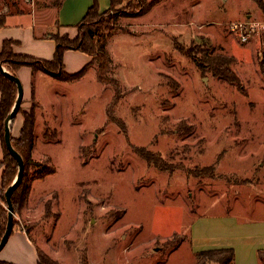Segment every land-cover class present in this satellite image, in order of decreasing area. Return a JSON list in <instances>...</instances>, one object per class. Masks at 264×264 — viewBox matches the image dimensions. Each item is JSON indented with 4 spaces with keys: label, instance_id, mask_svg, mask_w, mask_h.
Returning a JSON list of instances; mask_svg holds the SVG:
<instances>
[{
    "label": "rangeland",
    "instance_id": "rangeland-1",
    "mask_svg": "<svg viewBox=\"0 0 264 264\" xmlns=\"http://www.w3.org/2000/svg\"><path fill=\"white\" fill-rule=\"evenodd\" d=\"M62 1L0 0V14L28 13L49 23ZM139 4L145 2L116 0L113 30L103 33L109 77L118 81L115 103V87L98 82L96 63L72 82L46 73L31 80L35 92L18 114L33 110L31 160L50 159L55 172L32 181L37 167H26L31 191L14 219L55 244L64 239L63 248L79 250L83 264L85 254L99 264H202L188 241L172 244L190 236L198 217L237 221L246 233L264 219V30L246 42L241 30H231L264 23V12L254 0H161L147 13L137 11ZM103 19L99 13L92 22ZM7 29L13 52L34 57L37 28ZM56 31L70 39L78 34L61 33L55 21L45 35ZM201 51L233 56L243 90L198 68L188 53L201 58ZM84 54L65 51V72L87 66ZM54 131L56 139L45 137ZM140 148L171 169L148 165Z\"/></svg>",
    "mask_w": 264,
    "mask_h": 264
},
{
    "label": "trees",
    "instance_id": "trees-1",
    "mask_svg": "<svg viewBox=\"0 0 264 264\" xmlns=\"http://www.w3.org/2000/svg\"><path fill=\"white\" fill-rule=\"evenodd\" d=\"M116 0H110L109 8L103 12L104 19L100 25L94 24L93 19L99 17V5L97 0H92V5L88 8L86 14L82 20L77 23L74 27L77 28L78 34L74 39H70L68 36H61L58 31L56 33H49L45 37H50L56 43V49L52 60L37 59L28 55L15 54L11 45L15 43L13 40H4L0 49V64L11 74L16 75L17 71L22 67H29L33 73L41 71L46 74L53 75L59 81L72 82L79 79L84 75L90 64H97L96 78L98 82L107 85H113L115 88V96L113 103L116 102V96L118 91V81L109 77L111 72V60L106 50V34H110L113 30L111 16V8ZM161 0H138L139 2H145L142 6L138 5V10L141 13L149 12L152 7L160 2ZM258 7L264 12L263 0H254ZM61 3L58 5L60 8ZM18 13V12H14ZM101 14V13H100ZM10 15V12L0 14V28L6 26V19ZM96 25V26H93ZM56 26L59 29L58 24ZM67 50H75L83 52L91 56V62L85 66L82 70L74 74H68L65 72L63 63V54ZM202 56L199 58L195 52H189L188 55L192 61L201 70H207L218 79H221L229 84L235 85L239 90H243L240 78L237 76L232 68L234 63L233 56H226L222 54H208V51H201ZM263 60L260 62V68L264 71V46L262 52ZM0 139L3 150V157L0 163L2 168L1 175V194L0 201L5 203V190L9 185L12 184L18 171V164L14 157L9 153L4 143V132H5V120L14 106L18 89L16 84L10 80L4 73L0 72ZM110 108L108 112L110 113ZM20 108L18 109V112ZM17 112V113H18ZM23 115V126L21 129L20 136L18 138L11 137V143L15 150L21 155L24 164V172L22 175L21 182L13 191L11 201L14 212H17L18 208H21L26 203L28 196L31 191V180L25 175L26 167L29 164H34L37 167V171L32 178L34 180H42L50 174L55 172V167L50 163V159L47 164L35 163L31 160V151L34 146V112L31 110L28 113L22 112ZM48 139H56L57 133L54 131L52 136L45 134ZM137 153L147 161L148 165H154L161 170H170L171 166L160 156L144 149H137ZM206 168H202L201 171H206ZM7 208L0 205V240L5 231L7 223ZM18 224L13 219V226ZM25 231H29L24 227ZM186 240V237H181L180 241L173 240V245L179 247L182 242ZM37 264H58L52 260L42 250L37 249ZM197 263L201 260L202 264H233L234 251L232 249H219V250H208L198 252L196 254ZM259 257H264V252H259ZM0 264H9L4 261H0Z\"/></svg>",
    "mask_w": 264,
    "mask_h": 264
},
{
    "label": "crops",
    "instance_id": "crops-1",
    "mask_svg": "<svg viewBox=\"0 0 264 264\" xmlns=\"http://www.w3.org/2000/svg\"><path fill=\"white\" fill-rule=\"evenodd\" d=\"M91 5L92 0H63L56 13L57 18H55L57 20L55 19L49 23H43L36 20L35 17L28 13H10L6 19L7 27L0 28V49L6 35H8V32L10 31L7 28H10L11 26L20 27L24 29L25 32L31 33L34 31V34L36 32L38 33L36 34L37 37L33 35V40L30 39V42L32 43L31 45H36L38 48L37 51L31 52L33 53L31 55L39 59L51 60L55 51V44L53 40L47 39V37L44 38L46 32L51 30L56 21V23L60 25L59 30L61 33H74V26L82 20ZM109 6L110 0H100L99 12H105ZM25 27H27L28 30L25 29ZM14 49L17 53L21 51V49L15 47ZM82 57L84 58V62L86 64L91 62V56L84 54ZM90 68H94L95 70V65H92ZM41 75L45 76L46 74L41 71L33 73L29 67H22L17 71L15 76L19 78L23 87L22 102L24 99L27 101L31 98L33 91L35 92L34 85L33 83L31 84V80L33 82V78L41 77ZM28 90H31L29 94H27ZM22 126L23 117L17 113L10 123L11 137L18 138L20 136ZM2 157L3 150L0 139V163L2 161ZM1 175L2 168H0V194ZM225 217L228 218V221L233 220V218L229 216ZM220 219L221 218L201 216L192 223L190 236H187V239L185 240L190 243L192 254L196 256L198 252L208 250L232 249L234 251L233 264H264V257H259V252H264V219H260L263 222L252 226L254 230L252 233H246L245 229L247 227L244 226L245 224H241L237 221L224 223ZM235 228L236 231H238L237 236H233L229 232ZM32 230L25 231V229L23 230L19 224L14 225L11 235L3 248L0 250V261L7 262L9 264H37V249H40L58 264H83V257L82 254L79 253V250H76L77 253L72 255L70 254L68 246L65 249L63 248V245L66 242L64 239L62 240L64 241L62 244L60 242L55 244L51 242L50 239L42 237V230H38V232L37 229H34L33 232ZM252 234H255V236L249 237ZM254 237L263 238V240L260 242L250 241V239ZM85 255L87 264H99L95 263L90 256H87V254Z\"/></svg>",
    "mask_w": 264,
    "mask_h": 264
},
{
    "label": "water",
    "instance_id": "water-1",
    "mask_svg": "<svg viewBox=\"0 0 264 264\" xmlns=\"http://www.w3.org/2000/svg\"><path fill=\"white\" fill-rule=\"evenodd\" d=\"M0 72L4 73L10 80H12L18 89L17 97L14 103V106L12 107L10 113L8 114L6 120H5V132H4V143L6 148L8 149L9 153L14 157L18 164V171L15 179L13 180L12 184L7 187L5 190V199H6V208H7V223L5 231L1 237L0 240V250L3 248L5 243L7 242L9 236L11 235L12 229H13V219H14V209L11 201V196L13 191L16 189V187L19 185L22 179V175L24 172V164L23 159L21 155L15 150L11 143V131H10V123L16 116L18 109L20 108L22 98H23V87L21 85V82L19 78L11 73H9L3 66L0 64Z\"/></svg>",
    "mask_w": 264,
    "mask_h": 264
},
{
    "label": "built area",
    "instance_id": "built-area-1",
    "mask_svg": "<svg viewBox=\"0 0 264 264\" xmlns=\"http://www.w3.org/2000/svg\"><path fill=\"white\" fill-rule=\"evenodd\" d=\"M251 24H252V26L249 28H245L243 24H241L240 26H238L237 24H234L231 27V30L232 31H235L238 29L241 30L240 38L242 41L246 42V41H248L251 33L255 32V30H258V29L264 30V23L252 22Z\"/></svg>",
    "mask_w": 264,
    "mask_h": 264
}]
</instances>
